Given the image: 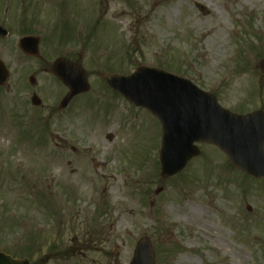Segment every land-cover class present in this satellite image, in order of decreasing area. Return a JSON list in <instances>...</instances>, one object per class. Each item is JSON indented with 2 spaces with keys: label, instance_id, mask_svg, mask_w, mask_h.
<instances>
[{
  "label": "rangeland",
  "instance_id": "obj_1",
  "mask_svg": "<svg viewBox=\"0 0 264 264\" xmlns=\"http://www.w3.org/2000/svg\"><path fill=\"white\" fill-rule=\"evenodd\" d=\"M13 2L0 0V10ZM47 13L55 39L72 38L78 52L67 58L85 68L91 90L60 108L57 57L0 40L9 70L0 87V250L31 264H129L149 237L155 264H264V178L208 143L163 177L159 122L104 77L154 67L234 112L264 110V0H79ZM34 93L39 108L12 109L32 108Z\"/></svg>",
  "mask_w": 264,
  "mask_h": 264
},
{
  "label": "water",
  "instance_id": "obj_2",
  "mask_svg": "<svg viewBox=\"0 0 264 264\" xmlns=\"http://www.w3.org/2000/svg\"><path fill=\"white\" fill-rule=\"evenodd\" d=\"M199 9L207 12L201 4ZM26 41H23V44ZM32 51L37 52L35 47ZM261 64L264 66V60ZM54 73L69 88L61 107L78 94L88 92L90 83L84 68L67 58H58ZM8 77L0 61V85ZM112 88L138 106L148 108L163 127L162 175L183 171L200 154L196 142L206 141L226 153L234 166L255 178L264 177V111L239 115L221 107L215 95L200 89L189 79L166 71L140 67L128 76L107 74ZM32 83L35 79L31 78ZM39 104L37 96L33 98ZM161 188L157 190V193ZM0 264H30L29 258H13L0 251ZM130 264H155L154 246L149 237L141 238Z\"/></svg>",
  "mask_w": 264,
  "mask_h": 264
},
{
  "label": "flooded vegetation",
  "instance_id": "obj_3",
  "mask_svg": "<svg viewBox=\"0 0 264 264\" xmlns=\"http://www.w3.org/2000/svg\"><path fill=\"white\" fill-rule=\"evenodd\" d=\"M79 0H15V2L8 4L11 8L0 10V40H9L12 43V48L15 51H22L26 53L20 46V40L25 37H30L32 44L36 42L39 46V55L42 56H76L78 50L70 47V41L55 39L53 31L50 29L49 16L47 13L48 6L65 9L66 6L74 8L78 5ZM0 3V7H1ZM3 4H6L3 2ZM11 4H14L13 7ZM77 4V5H76ZM6 31V33H4ZM52 31V33H51ZM31 44V45H32ZM71 44V43H70ZM30 45V46H31ZM35 94V93H34ZM22 105L19 102H13L11 107L13 110L20 111L23 114L25 111L33 110L41 106ZM26 109V110H25ZM56 112L55 107L50 108V113Z\"/></svg>",
  "mask_w": 264,
  "mask_h": 264
},
{
  "label": "bare ground",
  "instance_id": "obj_4",
  "mask_svg": "<svg viewBox=\"0 0 264 264\" xmlns=\"http://www.w3.org/2000/svg\"><path fill=\"white\" fill-rule=\"evenodd\" d=\"M125 12H122V14H124Z\"/></svg>",
  "mask_w": 264,
  "mask_h": 264
}]
</instances>
